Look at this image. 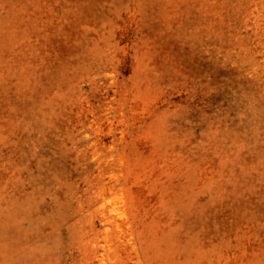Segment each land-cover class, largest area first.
Instances as JSON below:
<instances>
[{
    "label": "rangeland",
    "instance_id": "obj_1",
    "mask_svg": "<svg viewBox=\"0 0 264 264\" xmlns=\"http://www.w3.org/2000/svg\"><path fill=\"white\" fill-rule=\"evenodd\" d=\"M0 264H264V0H0Z\"/></svg>",
    "mask_w": 264,
    "mask_h": 264
},
{
    "label": "bare ground",
    "instance_id": "obj_2",
    "mask_svg": "<svg viewBox=\"0 0 264 264\" xmlns=\"http://www.w3.org/2000/svg\"><path fill=\"white\" fill-rule=\"evenodd\" d=\"M29 253V252H28Z\"/></svg>",
    "mask_w": 264,
    "mask_h": 264
}]
</instances>
